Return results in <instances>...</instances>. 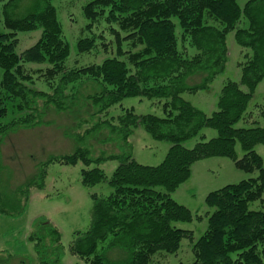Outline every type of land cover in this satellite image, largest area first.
Listing matches in <instances>:
<instances>
[{
    "label": "trees",
    "instance_id": "1",
    "mask_svg": "<svg viewBox=\"0 0 264 264\" xmlns=\"http://www.w3.org/2000/svg\"><path fill=\"white\" fill-rule=\"evenodd\" d=\"M18 1L8 0L2 5L6 31H0V120L8 117L9 107L21 115L0 121V144L2 135L43 124L48 107L61 112L70 109L79 100L80 85L91 81L99 90L83 98L92 104V115H101L129 97L163 99V114L138 115L127 109L88 127L84 135L107 126L129 146V137L142 126L152 139L169 142L170 146L155 166L137 162L131 152L93 159L87 149L78 148L67 155L53 156L40 163L34 179L21 189L15 188L20 192L12 200H5L0 191V216L14 219L24 215L29 188L45 187L49 163L75 166L80 162L84 186L106 183L111 189L104 196L90 195V225L76 233L70 246L71 253L86 263L150 264L154 254L176 253L182 239H187L192 264H264V167L255 151L256 145H264V127H235L244 118L257 85L264 80V0H248L243 6L238 0H91L83 6L89 21L86 28L100 18L108 24L116 23L117 30L109 28L116 54L99 64L71 69L65 66L70 46L50 0H40L39 6L25 16L13 18L11 9ZM36 29H41L40 38L17 54L16 33ZM230 31L244 50L238 62L240 78L222 85L215 110L206 115L183 95L208 90L214 78L224 72L228 60L226 35ZM124 41L130 49H123ZM95 46L94 36L76 43L80 53ZM123 55L126 60L121 59ZM26 63L48 64L44 71H34L48 90L35 86L32 74L24 67ZM198 72L204 75L201 82L188 84L187 80ZM203 128L216 130L217 136L192 148L183 146ZM237 143L243 151L240 158ZM210 157H228L237 168L258 174L205 196L204 203L211 212L205 231L195 238L192 230L175 223L190 222L197 215L176 202L171 193L188 180L196 161ZM105 160L118 163L109 176L99 167ZM255 201L263 207L251 209ZM22 203L23 207L16 210ZM47 228L46 238L59 244V230L51 225ZM108 239L109 245L128 251L126 262H107L100 256L98 246Z\"/></svg>",
    "mask_w": 264,
    "mask_h": 264
},
{
    "label": "rangeland",
    "instance_id": "2",
    "mask_svg": "<svg viewBox=\"0 0 264 264\" xmlns=\"http://www.w3.org/2000/svg\"><path fill=\"white\" fill-rule=\"evenodd\" d=\"M8 0H0V31H6L3 23L2 5ZM91 0H50L56 8L57 18L61 24L63 38L70 46V54L65 59L67 69L82 67L89 64H99L104 58L116 54L114 35L109 28L118 29L116 23L108 24L100 18L86 28L88 19L83 14V6ZM248 0H238L240 6ZM40 0H20L11 9V17L20 18L39 6ZM174 22H177L174 19ZM213 23L209 21V23ZM215 25H218L216 22ZM180 32L179 28L176 29ZM121 36L125 35L120 32ZM41 35V29L16 33L17 45L15 52L21 54L31 47ZM96 37V46L89 52L80 53L76 49L77 40L86 37ZM228 60L223 73L217 75L208 90H200L192 94H184V99L200 108L206 115L215 110L217 95L227 80L238 81L242 61V50L234 39V32L226 35ZM187 45V44H186ZM123 49L130 46L127 41L122 43ZM139 48V47H138ZM132 49L135 51L136 49ZM188 49V53L193 54ZM121 59L126 60L123 55ZM48 64L26 63L25 69L32 74L35 86L48 90V86L36 70L44 71ZM201 72L190 77L188 84H197L203 78ZM99 90V86L91 81L82 83L79 88V100L66 111H56L48 107L43 118L44 123L31 128H19L1 136L0 144V191L5 200H12L15 188L21 189L28 181L34 179L39 172L41 162L53 156L67 155L78 148L87 149L89 156L109 157L131 152L135 160L141 164L155 166L164 158L170 143L152 139L138 126L129 137V146L120 137L112 133L107 126L94 129L85 134L84 131L100 120L110 119L122 114L125 110H133L135 114H153L161 116L163 99H147L129 97L110 107L101 115H92L94 108L83 97ZM10 108L5 122L21 115ZM87 120V121H86ZM264 127V80L256 87L244 118L235 127ZM217 136L216 130L203 128L200 133L183 143L186 148H192L197 142L206 141ZM256 153L261 156L264 167V145H256ZM238 158L243 155L240 145L236 144ZM115 160H105L99 164L106 176H109L117 166ZM92 165L91 167H93ZM83 165L78 162L75 166L57 162L49 163L46 167L45 187L36 190L29 188V200L16 207L24 205V215L20 218L0 216V264H88L70 251V246L76 233L84 232L90 225L93 201L90 195H107L111 189L106 183L86 187L81 183L80 170ZM257 171L248 173L237 168L228 157H210L196 161L191 167V175L171 193V197L179 204L187 207L197 217L190 222H176L175 225L193 231L198 238L207 227V215L211 212L204 203L205 196L227 184L256 177ZM36 175V176H35ZM15 191V192H14ZM264 199V192L262 195ZM23 202V201H22ZM9 204V203H8ZM260 201L250 204L251 209L262 208ZM43 222L44 224H42ZM48 225L56 227L60 232V242L55 244L49 238ZM32 236V240L29 239ZM42 236V240L38 237ZM45 237V238H44ZM109 240L98 246V253L107 262L124 263L128 260V251L117 245H109ZM193 254L190 243L182 239L176 253L157 252L152 256L150 264H192Z\"/></svg>",
    "mask_w": 264,
    "mask_h": 264
}]
</instances>
